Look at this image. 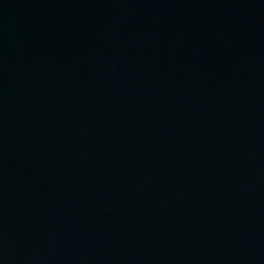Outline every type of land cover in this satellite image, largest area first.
<instances>
[{
  "label": "water",
  "instance_id": "95a60500",
  "mask_svg": "<svg viewBox=\"0 0 264 264\" xmlns=\"http://www.w3.org/2000/svg\"><path fill=\"white\" fill-rule=\"evenodd\" d=\"M0 264H264V0H0Z\"/></svg>",
  "mask_w": 264,
  "mask_h": 264
}]
</instances>
